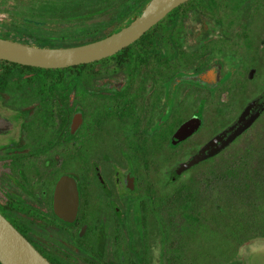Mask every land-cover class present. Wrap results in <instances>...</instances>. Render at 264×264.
Listing matches in <instances>:
<instances>
[{"label":"flooded vegetation","instance_id":"flooded-vegetation-1","mask_svg":"<svg viewBox=\"0 0 264 264\" xmlns=\"http://www.w3.org/2000/svg\"><path fill=\"white\" fill-rule=\"evenodd\" d=\"M149 2L0 0V36L81 46L128 26ZM161 22L157 48L137 46V74L65 76L0 60V213L51 264H254L258 190H231L249 211L232 221L223 179L192 190L203 193L194 204L178 203L190 189L161 182L193 175L178 165L228 138L248 107L252 125L191 169L264 131V0H189ZM192 120L194 132L179 135Z\"/></svg>","mask_w":264,"mask_h":264},{"label":"water","instance_id":"water-1","mask_svg":"<svg viewBox=\"0 0 264 264\" xmlns=\"http://www.w3.org/2000/svg\"><path fill=\"white\" fill-rule=\"evenodd\" d=\"M187 1L189 0H150L144 10L128 26L106 38L72 48H41L0 37V60L44 69H62L101 61L129 47L163 20L175 8ZM250 109L251 107H248L243 113L239 122L240 126L236 128L234 126L230 129L232 134L228 138L227 135L229 131L216 137L201 149L199 154L194 156L189 163L183 164L178 174L199 164L208 156L217 154L225 149L239 135L248 129L256 118L252 117V119L246 121L245 117ZM192 132L193 131H189L187 135H190ZM223 136L225 139L220 145L213 148L209 153H205L208 147L215 146V142L220 140ZM0 262L1 264H51L1 213Z\"/></svg>","mask_w":264,"mask_h":264},{"label":"trees","instance_id":"trees-1","mask_svg":"<svg viewBox=\"0 0 264 264\" xmlns=\"http://www.w3.org/2000/svg\"><path fill=\"white\" fill-rule=\"evenodd\" d=\"M162 23L163 22L153 27L146 34H144L138 41L133 43L130 47L123 49L122 51H120L119 53L115 54L112 57H109L101 61H96L90 64H84L79 67L65 68L61 71L63 72L65 76L75 75L77 72L76 71L77 68L79 69V75L81 76H90L93 74H96V75L104 74L103 73L104 71L105 72L112 71V74L115 75V73L120 72L121 69L127 66V68L132 69L134 73L137 74L136 70L141 69V65H139V61H141V56H140V51L138 50L137 46L141 43H145V44H150L153 46L155 45V47L157 48L158 44L156 43H158L159 41L158 40L159 35L155 34L153 30L156 27L160 26ZM163 26L166 28L175 27L169 24H165ZM171 36L169 38V42H170ZM148 37H149V40L146 39ZM166 37H168V35H165L163 38H166ZM154 50L155 48H153V51ZM127 60L129 61L128 65H126ZM97 66H99V71L95 72V68ZM181 69H185V67L184 66L177 67L178 72ZM38 70L46 71L43 69H38ZM193 70L196 71L195 68H193ZM228 131L229 130H225L224 132H228ZM232 147L233 146L226 149L222 155V157L225 159L227 158L226 154H229V151H230V154L228 156H231L230 157L231 162L225 159L223 160V165L220 166V164L217 163V161H208L206 162V164L204 163L205 164L204 167H206V169H204V172H203L204 174L207 173V175H204L202 173V175H190L187 178L178 177V180L180 181H176L175 183H170L171 180H162L163 182H161V186L167 187V188L190 189L191 191H188L186 193H177L179 197L186 198L185 200H178V203L180 202L187 203V204L203 203L202 201L203 193L195 192L192 190H196V189H200L204 187L216 188L220 186L219 185L220 179H223L224 181L223 187L225 189V192H224L225 220H232V221L238 220V214H241L242 216L243 215L247 216V214H249V211L240 209L241 210L240 212L239 210L235 208L236 201L233 198V192H231V190L235 188H245L246 190L250 188V189L258 190L257 192L255 191L256 193L254 192L257 198L261 200V202H258V201L256 202L257 209L255 210V212H256V218H257V231L258 233L261 232L262 235H264V131L263 132L261 131L258 134H256V139L254 140V142H251V144H249L247 147L244 146L242 150L238 152L237 151L233 152L231 150ZM197 154H195L194 156H196ZM214 155L208 156L205 160H207L209 157L214 156ZM194 156H192V159L194 158ZM190 161L182 162L178 166L181 167L183 164L189 163ZM200 166L198 168H200ZM221 167H223V169H221ZM191 168L188 169L190 172L195 171L194 168L193 169ZM248 196H249V193H248ZM208 199H209L208 203L217 204L218 203L217 193L216 192L208 193ZM245 203L249 204V202H245ZM234 231H235V228L233 227H229V226L225 227L226 235L235 234Z\"/></svg>","mask_w":264,"mask_h":264},{"label":"rangeland","instance_id":"rangeland-1","mask_svg":"<svg viewBox=\"0 0 264 264\" xmlns=\"http://www.w3.org/2000/svg\"><path fill=\"white\" fill-rule=\"evenodd\" d=\"M5 18H6L5 15L0 14V21H1L2 19H5ZM199 28H200V27H199ZM199 28L197 27V29H199ZM199 32H200V30H197V31L195 32V35L191 37V42H190V43L194 44L195 37L197 36V34H198ZM217 70L219 71V68H218ZM249 114H250V111H249V113L247 114V116H248ZM247 116L245 117V119L247 118ZM246 121H248V120L246 119ZM196 124H197V122H196L195 120H192L190 123H187V124L181 129V131L179 132V135H185V134H187L191 129L195 128ZM224 139H225L224 136L221 137L220 140H218V141L215 142V146H213V147H208V148L206 149L205 153L208 152V151H210L211 149L217 147L218 145H220V144L223 142ZM251 142H254V140H253V141H250V140H249V141H247V142H246V141L241 142L239 145H235V146H233V147L231 148V150H232L233 152H235V151L238 152V151L242 150V149L244 148V146L247 147L249 144H251ZM204 147H205V146H204ZM202 149H203V148H202ZM229 154H230V151H229ZM229 154H226V155H227V158H225V159H227V161H230V160H231V159H230L231 156H228ZM228 157H229V158H228ZM225 159L222 158V159H220L219 161H217V163H219L220 166H222V165H223V160H225ZM230 162H231V161H230ZM204 169H206V167L203 166V167H201V168L195 170V171L193 172V175H195L196 173H197V175H202V173L204 172ZM221 169H223V167H221ZM246 197H248V193H247ZM258 234H260V233H257V235H258ZM252 250H253L252 252L254 253V264H264V240H260V241L256 242L255 245L252 246Z\"/></svg>","mask_w":264,"mask_h":264}]
</instances>
